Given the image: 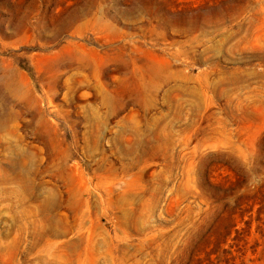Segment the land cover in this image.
I'll list each match as a JSON object with an SVG mask.
<instances>
[{
  "label": "rangeland",
  "instance_id": "obj_1",
  "mask_svg": "<svg viewBox=\"0 0 264 264\" xmlns=\"http://www.w3.org/2000/svg\"><path fill=\"white\" fill-rule=\"evenodd\" d=\"M0 264H264V0H0Z\"/></svg>",
  "mask_w": 264,
  "mask_h": 264
},
{
  "label": "trees",
  "instance_id": "obj_2",
  "mask_svg": "<svg viewBox=\"0 0 264 264\" xmlns=\"http://www.w3.org/2000/svg\"><path fill=\"white\" fill-rule=\"evenodd\" d=\"M28 71L30 72L31 76L34 78V74H33L32 70H28Z\"/></svg>",
  "mask_w": 264,
  "mask_h": 264
}]
</instances>
